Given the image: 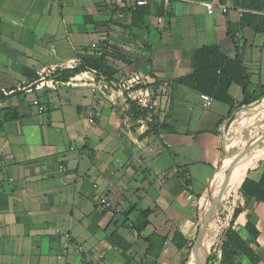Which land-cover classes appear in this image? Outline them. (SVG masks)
Masks as SVG:
<instances>
[{
	"label": "crops",
	"instance_id": "crops-1",
	"mask_svg": "<svg viewBox=\"0 0 264 264\" xmlns=\"http://www.w3.org/2000/svg\"><path fill=\"white\" fill-rule=\"evenodd\" d=\"M97 1L77 11L86 30H42L38 37L26 23L29 12L10 17L0 29V264H138L111 237L116 230L139 255L145 254L149 243L133 228L135 206L154 210L144 236L153 231L168 235L159 262L182 264V251L171 241L175 230L194 238L200 212L210 206L212 184L216 196L236 149L245 143L240 136L264 119V96L249 108L232 110L215 99L206 106L201 93L194 96L183 85L167 86L192 72L197 47L218 44L231 58L241 55L250 90L261 93L264 34L243 26L240 12L264 0H215L229 10L217 7L213 14L203 1L173 0L168 4L172 16L153 18L157 31L148 39L151 51L125 31L128 13H111L125 19L115 20L107 14L110 6L98 7ZM252 12L264 14V8ZM103 39L110 41L109 51L133 61L107 57L118 70L112 84L94 70L68 82L54 80L56 69L75 66ZM141 81L152 84L139 94L151 103L149 117L174 131L144 136L148 120L135 129L128 122L127 87ZM230 92L238 102L243 98L235 84ZM36 98L44 111L33 104ZM9 111L19 116L10 119ZM248 154L247 194L240 188L243 157L232 168L220 203L237 193L229 202L239 210L234 226L251 241L257 260L250 264H264V148ZM103 196L121 211L101 208ZM125 210L131 214L123 223L117 214ZM248 221L258 230L255 239L247 236ZM204 241L202 261L209 248ZM186 264H197L192 251Z\"/></svg>",
	"mask_w": 264,
	"mask_h": 264
},
{
	"label": "trees",
	"instance_id": "trees-1",
	"mask_svg": "<svg viewBox=\"0 0 264 264\" xmlns=\"http://www.w3.org/2000/svg\"><path fill=\"white\" fill-rule=\"evenodd\" d=\"M172 1L173 0H148V4L138 5L136 0H112L114 12H126L129 15V21L123 25L127 34L137 40L141 39L140 42H142L147 51H151L153 46V43L148 40L151 37L152 30L157 31V28L153 25V18L172 16L173 11L169 8L170 5H168L171 4ZM248 8L249 11L244 12L242 15V25H249L257 34H264V14L252 12L255 8L261 11L264 8V3L260 6L249 5L248 3ZM159 36L161 37V33ZM91 48L93 49V53L87 58H82L75 66L56 69L52 74L54 80L68 82L72 77L84 71L94 70L97 75L102 73L107 76L108 83L112 84L116 79L118 70L109 62L107 57L112 56L113 58L123 60L127 63L133 62L128 56L117 50L109 51L106 39H103L101 44H96V46ZM150 64L151 68H153L152 55L150 56ZM151 74L154 75L153 72H151ZM161 83L162 82L158 80L156 82L158 85ZM173 84L189 87L201 94H209L215 100L230 105L232 110L234 108H249L254 102L264 96V86H262L263 91L258 94L256 91L250 90V73L244 65L241 55L238 54L236 57L231 58L218 44L197 47L195 50L192 72L175 78L173 81L168 82L167 86L170 87ZM234 84L239 85L242 89L243 98L239 102L230 92ZM151 85V83L141 81L131 87V90L141 94ZM127 97V102L130 104L127 117L128 122L132 124V128L135 129L140 126L143 121L148 120L149 122L146 123L148 128L144 136L152 132L159 134L162 131H174L173 128H171L172 126L168 123L159 124L156 116H152V119L149 117L153 110L150 108L151 103H149L148 100L143 102L140 98L135 99L130 94H127ZM18 116V114L12 115L10 111L8 113V118L10 119H15ZM247 180L248 179L245 178L242 184L239 183L236 186V189L238 190L241 184L240 188L247 194L245 191ZM253 193L256 194L257 192L253 191ZM257 197L261 196L258 195ZM135 210L138 213V217L134 221L133 228L136 230L138 238H143L149 243L145 254L139 255L134 249V244L116 230L112 232L111 237L115 245L132 255V258L138 264H161L159 262V257L164 245L169 239L168 235L153 231L144 236L145 230L150 223L149 217L154 210L150 208L141 210L137 206H135ZM121 214L127 217L123 219V223H126L131 212L125 210L122 211ZM238 214L239 210L236 209L230 220V225L223 231L218 240L215 239L217 244L210 249L206 258V264H250L256 262L257 258L251 246V241L245 238L243 233L234 226V221ZM209 229L210 226L208 227V231ZM245 230L248 234L247 236L250 235L253 236L254 239L257 238L258 230L251 221L247 222ZM171 241L176 245L179 251H182V254L187 250L186 254L189 257L194 243L193 240H189L180 230H175ZM185 261L186 259L184 258L182 264H184Z\"/></svg>",
	"mask_w": 264,
	"mask_h": 264
},
{
	"label": "rangeland",
	"instance_id": "rangeland-1",
	"mask_svg": "<svg viewBox=\"0 0 264 264\" xmlns=\"http://www.w3.org/2000/svg\"><path fill=\"white\" fill-rule=\"evenodd\" d=\"M94 1L95 0H36V1L34 0H0V15L3 14L4 10H6L7 12V15L3 14L4 16L3 17L1 16L2 20L0 19V29L5 28L4 22L5 21L8 22V19H10V17H15V18L17 17V19H19V18L26 16L28 12L30 13V15L26 23L27 25L28 24L32 25L33 31H35L33 33L36 34V36L38 37L40 35V32H42V30L52 31L56 29L58 30L57 32L59 33V31L61 32L65 30L67 31L75 30L76 31L81 28L85 29V27H87V24L84 23L85 20L83 16L77 14V11L81 7L87 8L88 6H92ZM97 2H98L97 4L98 7L100 6V4L102 5V3L107 4V6H110L111 9H109V12H107V14L109 16H112V18H115V20H118V21L125 20L123 19V15H119L117 17L118 19L115 17V14L111 15V13H116L113 11L114 4L112 0H98ZM153 33H154V30H152V34ZM93 37L94 35H91L92 39ZM184 88L188 92H191V94H193L194 96L198 94L197 91L190 89L189 87L184 86ZM235 88L239 89L240 86L235 84ZM187 98H189V96ZM262 123H264V119L257 121V123L254 126H249L243 131V134L240 137H242L245 143L243 144L241 142L239 147L236 149V152L240 151L245 145H248L257 136H259L260 134L264 132V126L260 125ZM257 147L264 148V142L261 143ZM221 166H220V169H221ZM211 195H213V185L211 189ZM236 196H237V193L223 200L220 203L221 205H219L220 207H218L219 211L216 212L215 217L210 223V229L206 235L208 240L211 242L210 249L216 246L217 242L215 241V239L218 240L221 237V234L223 233V231L230 225V220L232 218V214L234 210L232 209V206H230L229 202ZM204 216H205V211H201L200 218H198L196 222L197 232L194 235V238H192L193 242L196 239L198 230L200 228V225H201V222L203 221ZM117 217L122 218V220L124 219V215H122L121 213H118ZM186 251L187 250H185L184 253L182 254L183 259L184 258L186 259L184 264H186L188 260V255L186 254Z\"/></svg>",
	"mask_w": 264,
	"mask_h": 264
},
{
	"label": "water",
	"instance_id": "water-1",
	"mask_svg": "<svg viewBox=\"0 0 264 264\" xmlns=\"http://www.w3.org/2000/svg\"><path fill=\"white\" fill-rule=\"evenodd\" d=\"M235 116H233L234 118ZM262 142H264V132L260 134L258 137H256L253 141H251L248 145L244 146L236 155L233 156L232 162L229 164L226 174L224 177V180L221 184V187L219 189V192L216 196H212L210 194V206L205 212V216L203 218V221L201 222L200 228L198 230L196 239L193 243L192 247V253L194 257L196 258L197 264H206L207 260L205 262L202 261L200 258V247L203 245L204 240L206 238L208 227L210 226L211 221L215 217V214L217 212V209L219 207L220 201L223 199V196L225 194V191L229 185L230 175L232 168L249 152H251L253 149H255L257 146H259Z\"/></svg>",
	"mask_w": 264,
	"mask_h": 264
},
{
	"label": "built area",
	"instance_id": "built-area-1",
	"mask_svg": "<svg viewBox=\"0 0 264 264\" xmlns=\"http://www.w3.org/2000/svg\"><path fill=\"white\" fill-rule=\"evenodd\" d=\"M136 2H137L138 5H146V4H148V0H136ZM203 2H204V5L206 6L207 12L209 14H213L217 7H219L221 12H223V13H227L228 10H229V7L227 5H225V4H222L220 1L215 2V0H206V1H203ZM240 13H241V16H242L243 13H244V10H242ZM107 44H110V41H108ZM93 46H96V43H94ZM127 90L130 91V95H132L133 98H135V99L136 98H140L143 102L147 101L146 99L141 98L136 91L131 90L130 87H127ZM202 98L205 100V105L206 106H210L212 104L213 100H214V98L212 96H210L209 94H206V93H202ZM33 104L38 107L40 112L44 111L45 107L40 103V101L37 98L33 100ZM90 122L91 123L94 122L93 114L90 117ZM60 168L63 169V165H61ZM95 187H97V185H95ZM99 204H100L101 208H103V209H108V210H112V211H115V212L121 211L119 206L114 204V203H112L111 200L108 197H106V196H103L100 199ZM79 250L82 251L83 247H79Z\"/></svg>",
	"mask_w": 264,
	"mask_h": 264
},
{
	"label": "bare ground",
	"instance_id": "bare-ground-1",
	"mask_svg": "<svg viewBox=\"0 0 264 264\" xmlns=\"http://www.w3.org/2000/svg\"><path fill=\"white\" fill-rule=\"evenodd\" d=\"M244 157L246 158L247 163L245 164V166L243 165V166H244L243 172H242V170H241L240 173L242 172V173H243V176H244V178H245L246 173H247V171H248V169H249V167H250V164H249V154L245 155ZM241 175H242V174H241ZM244 178H243V179H244ZM212 185H213V184H212ZM236 186H237V185H236ZM215 188H217V186L213 185V189H215ZM205 200H206V199H205ZM205 200H204V202H203V205H204V203H205ZM205 239L207 240V242H208V244H209V248H208V252H209L210 247H211V242L208 240L207 237H206ZM201 252H202V251H201ZM208 252H207L206 256L204 257L203 262L206 261V258H207V255H208Z\"/></svg>",
	"mask_w": 264,
	"mask_h": 264
}]
</instances>
